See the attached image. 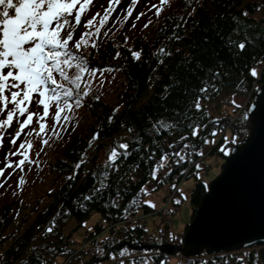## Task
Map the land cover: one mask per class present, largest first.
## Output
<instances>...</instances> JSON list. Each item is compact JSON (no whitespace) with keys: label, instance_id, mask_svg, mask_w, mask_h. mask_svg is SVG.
I'll list each match as a JSON object with an SVG mask.
<instances>
[{"label":"trees","instance_id":"obj_1","mask_svg":"<svg viewBox=\"0 0 264 264\" xmlns=\"http://www.w3.org/2000/svg\"><path fill=\"white\" fill-rule=\"evenodd\" d=\"M261 7L264 0H169L154 28L130 45L123 21L95 36L102 50L91 43L82 48L93 69L122 70L118 100L112 104L99 92H87L85 74L80 89L83 122L48 165L51 180L42 199L21 210L14 202L0 206V264H264V243L196 257L157 249L181 245L207 191L196 179L190 219L182 232L172 234L167 215L178 210L180 183L207 171V156L217 153L225 160L224 150L248 135V106L264 82V15L252 16ZM240 41H246L242 51L233 43ZM133 51L140 53L139 59ZM205 85L208 91L200 93ZM197 95L199 110L193 107ZM234 96L245 98L246 104L237 106ZM193 126H200L196 136ZM214 137L218 139L212 144ZM122 144L129 148H120ZM113 151L116 158L109 160ZM165 154L169 159L160 168ZM154 169L162 172L158 180L153 179ZM150 182L153 189L172 184L160 207L145 203ZM95 213L102 221L84 243H76L73 233ZM157 213L166 214V223L148 232L146 218Z\"/></svg>","mask_w":264,"mask_h":264},{"label":"snow or ice","instance_id":"obj_2","mask_svg":"<svg viewBox=\"0 0 264 264\" xmlns=\"http://www.w3.org/2000/svg\"><path fill=\"white\" fill-rule=\"evenodd\" d=\"M92 2L93 0H0V117H4L0 119V147L3 146L5 130L12 126L14 120L19 125V129L11 137L13 145L16 144L21 133L32 125L34 117L39 125L37 133L39 135L49 130L46 118L50 114V109L55 110L54 124H59L62 119H70L65 113L71 112L73 106L77 108L81 106L80 89L84 76L85 74L95 75V70L89 65L82 48L88 47L92 37L100 34V28L107 23L109 13L115 10L112 4H119L120 0H109V8L105 10V15L101 17L99 27L95 29V32L86 31L81 34L79 40L74 41V33L81 24L82 16L89 11L88 6ZM136 2L137 0H133L134 4ZM168 2L169 0H161L162 4ZM153 7L155 8L156 5ZM73 12L75 13L74 22L71 19ZM156 14H160V9H157ZM127 15H132L131 6ZM142 15L144 13H140L136 19ZM95 21L96 16H93L92 19L86 21L84 27L91 29ZM147 26L146 24L145 27ZM70 42L73 43L70 44ZM233 43L241 51L246 47V41ZM91 46L97 47L94 42ZM159 51L165 50L160 49ZM132 55L134 59L140 58L139 52L133 51ZM250 73L252 76L258 74L255 68L250 69ZM213 75H219V73H213ZM199 91L205 93L208 88L205 85ZM200 101L201 96L197 95L193 103V107L197 110L202 107ZM33 105L38 108L42 107V114L31 111ZM21 117L25 118L21 120ZM164 126L161 124V127ZM199 128L200 126H193V136L199 134ZM32 130L35 131V129ZM129 131L132 130L129 129ZM97 135L94 134L93 139L97 138ZM41 142L48 143L43 139ZM232 142L234 143L235 139ZM25 144H27V150L21 152V149H25ZM31 148V141L20 143L15 152L6 154L5 168H13V171L15 168L23 170L24 164L29 161L27 151ZM120 148L128 149L129 145L122 144ZM16 155L23 156V159L16 162L14 167L9 157ZM116 155L117 153L113 151L108 159L114 160ZM173 155L181 157L180 152L173 153ZM167 159H169L167 154L161 156L160 168L164 167V161ZM179 162L178 159L177 163ZM82 163L83 159L76 165V168H79ZM4 171V168H0V176H3ZM157 171L158 169L153 170V179L156 178ZM2 186L0 184V187ZM85 199H91V197H85ZM145 203L150 204L151 202L145 201ZM48 231H51V228ZM139 264H144V261H140Z\"/></svg>","mask_w":264,"mask_h":264},{"label":"rangeland","instance_id":"obj_3","mask_svg":"<svg viewBox=\"0 0 264 264\" xmlns=\"http://www.w3.org/2000/svg\"><path fill=\"white\" fill-rule=\"evenodd\" d=\"M153 5H156V7L154 8ZM163 5H165V3L162 4L161 0H137L135 4L133 3V0H120L119 4H112V7L115 10L109 13L108 21L102 28H100V32L102 29L114 30L121 22L126 21L128 30L127 44L130 45L136 36L146 34L154 28V25L157 23L161 14H156L157 9H160ZM130 6L132 8V15L128 16L127 12ZM88 8L89 11L82 16L81 24L77 27L74 33V41L79 40L81 34L86 31L90 30L95 32V29L99 27L101 17L105 15V10L109 8V0H93ZM97 13H99L98 16ZM140 13H144V15L140 16L139 19H136ZM262 15H264V7H261L252 14L254 18H260ZM74 16L75 13L73 12V16L71 17L73 22ZM93 16H96L94 26L91 29H86L84 24L87 20L92 19ZM149 21H151V23H149ZM134 24L135 26H133ZM146 24L148 25L147 27H145ZM61 35H63V33H61ZM95 38L94 35L89 43H96ZM73 42H70V44ZM96 45L99 50H102L97 43ZM94 70L95 75H88L87 77L86 91L95 93L99 92L109 103L114 104L118 100L116 97L121 90L120 85H122L123 82L122 70L113 68H105L102 70L94 68ZM233 101L237 106H243L247 102L245 98L240 96H234ZM82 110V107H73L71 112L65 113L70 117L69 120L62 119L59 124H54L53 115L55 110L54 108L50 109V114L46 118L49 130L46 133H40L39 135L37 134L39 132V125L36 123V117H34L32 125L21 133V136L16 141L15 145L11 143V137L16 131H18L19 125L14 120L12 126L5 130L3 146L0 147V168L5 169L3 176H0V184L3 185L0 187V206L3 203L14 202L16 210H21L24 207L30 208L36 201L42 199L44 191L51 180L48 172V165L58 156L64 146H66L68 138L73 134L76 126L80 125V123L82 124L84 115ZM31 111L40 112L42 114L43 110L42 107L38 108L33 105L31 106ZM2 118L4 117H0V119ZM24 118L25 117H21V120ZM32 129H35V131ZM29 132H31L30 135ZM226 138H228V134L226 135ZM42 139L47 140L48 143L43 144L41 142ZM217 139L218 137L211 138L212 144L215 143ZM25 141H31L32 148L30 151H27L29 161H26L23 170L15 168V171H13V168H5L6 154L15 152L19 148L20 143ZM207 148H205V152H207ZM230 149L231 148H226L224 150L226 155L230 153ZM26 150L27 144H25V149H21L20 151L26 152ZM9 159L13 162V166L15 167V163L20 159H23V156H11ZM223 162L224 158L220 154L215 153L209 155L206 158V165L208 167L207 171H199L197 172L196 178L192 175L180 183V193L176 199L179 203L178 210L173 214L167 215L172 222V225L169 227L172 234L182 232L185 223L190 219L192 212L191 191L196 179H199L209 186L210 182L220 173ZM9 173H11L10 176ZM155 174L156 180H158L159 176L162 175V172L157 171ZM21 178L23 180L22 183ZM153 185L154 183L150 182L145 186L146 200L150 201L154 206L157 204V207H160L172 184L170 182H165L155 189H153ZM165 213L164 215L158 213L148 215L146 218V230L155 233L158 225L166 223ZM141 216H143V214H141ZM101 221L100 214H93V216L84 223L83 227L73 233V240L76 243H84L86 234L94 231L97 224ZM5 242L8 243V240ZM125 251L128 250L125 249ZM63 260L64 259L62 258L59 259L60 262Z\"/></svg>","mask_w":264,"mask_h":264},{"label":"water","instance_id":"obj_4","mask_svg":"<svg viewBox=\"0 0 264 264\" xmlns=\"http://www.w3.org/2000/svg\"><path fill=\"white\" fill-rule=\"evenodd\" d=\"M248 121V135L210 182L181 245H161V253L196 257L264 243V82L249 103Z\"/></svg>","mask_w":264,"mask_h":264}]
</instances>
